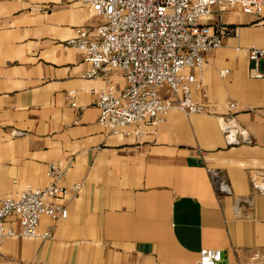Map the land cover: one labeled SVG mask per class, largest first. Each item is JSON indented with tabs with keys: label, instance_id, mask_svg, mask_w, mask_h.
Returning <instances> with one entry per match:
<instances>
[{
	"label": "crops",
	"instance_id": "obj_1",
	"mask_svg": "<svg viewBox=\"0 0 264 264\" xmlns=\"http://www.w3.org/2000/svg\"><path fill=\"white\" fill-rule=\"evenodd\" d=\"M217 21L214 13L209 22ZM222 22L233 31L224 48L189 71L214 115L173 110L154 134L127 128L114 136L99 125L108 86L86 79L90 65L61 46L102 20L79 0H0V199L47 186L52 163L72 164L68 218L41 221L53 239L7 240L0 264H197L202 250L222 251V264H264V197L251 184L264 173V80L251 79L253 64L236 53L264 49V24L240 10ZM112 86L124 91L120 71ZM231 103L250 145L225 142L218 119ZM208 169L220 171L230 195L218 194ZM7 226L21 230L16 217Z\"/></svg>",
	"mask_w": 264,
	"mask_h": 264
},
{
	"label": "built area",
	"instance_id": "obj_2",
	"mask_svg": "<svg viewBox=\"0 0 264 264\" xmlns=\"http://www.w3.org/2000/svg\"><path fill=\"white\" fill-rule=\"evenodd\" d=\"M29 1V0H18ZM102 20L95 28H79L75 37L62 43L64 49L79 52L90 71L86 79L106 83L97 102L99 125L108 135H119L127 128L137 129L141 138L154 134L173 111L186 116L214 115L210 106L201 103L203 91L200 78L189 73L202 71L203 55L224 48V41L233 32L222 22V16L240 10L264 24V0H79ZM216 13L218 21L210 23ZM253 64L249 77L264 80V49L256 46L236 48ZM120 71L126 87L117 94L112 86V73ZM223 74H228L226 71ZM74 95H70L73 97ZM238 105L227 106V115L219 124L229 147L250 145L253 140L237 122ZM198 157L206 158L204 152ZM72 164L49 165L50 182L45 187L26 186L7 199H0V245L7 240L53 239L52 229L41 230L45 218L58 224L68 218L63 204L68 193L65 179ZM218 194L230 195L231 190L219 170L208 169ZM253 189L264 197V173L251 176ZM75 193L81 186H74ZM16 217L20 232L7 226ZM256 254L254 261L259 260ZM219 250H202L197 264H222Z\"/></svg>",
	"mask_w": 264,
	"mask_h": 264
}]
</instances>
